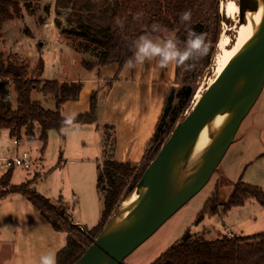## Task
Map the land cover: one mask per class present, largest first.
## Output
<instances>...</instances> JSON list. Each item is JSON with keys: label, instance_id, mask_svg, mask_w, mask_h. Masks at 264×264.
I'll return each mask as SVG.
<instances>
[{"label": "rangeland", "instance_id": "obj_1", "mask_svg": "<svg viewBox=\"0 0 264 264\" xmlns=\"http://www.w3.org/2000/svg\"><path fill=\"white\" fill-rule=\"evenodd\" d=\"M16 1L20 7V14L2 23L0 51L6 58L25 62L32 77H36L39 60L44 59L43 71L39 77L42 80L65 78L72 80L75 77L97 75V68L88 70L82 65V60L95 61L102 48L82 35L80 21L87 23L89 15L101 14L105 11L106 5L114 3V0H82L77 9L57 8L55 0ZM84 1H89L93 6L87 7ZM217 1V12L206 14L202 32L208 46L207 54L196 61H191L193 68L191 70L189 67V72L186 66H180L179 73L173 81L174 87L179 89L184 84L183 79H190L193 75L194 93L187 106L179 112L177 107L181 97H175L164 124L165 129L173 130L196 105L198 99L194 100V94L197 89L201 87L202 94L208 86L214 76L219 39L223 34L233 38L235 20L227 17L221 9L222 1L226 0ZM236 2L239 6L237 20L241 21L244 14L240 10L241 6L243 9L252 6L253 3L252 0ZM183 45L184 43L182 47ZM1 85L2 93L9 92L10 99L14 100L11 83L4 81ZM31 96L33 99H39L46 108L54 107V100L49 95L33 90ZM257 99L258 101L241 120L232 141L234 147L230 148L226 155L225 170L228 174L219 176L220 162L205 185L132 250L125 257V262L150 264L167 247L186 236L203 235L207 239H213L226 233L225 227L231 223L239 222L234 233L240 236L251 235L264 229V217L259 215L260 212H264V206L255 199H248L242 206H232L226 212L221 210V207L223 208L221 205L228 199L238 179L258 185L264 191V154L257 158L251 157L253 152L256 154L264 151V120H257L260 112L264 110L262 102L264 87L261 88ZM35 128L34 139H28L24 129L20 138L10 136L6 128L0 132V176L8 168L7 159L20 156L23 151H27L31 158L30 167L13 166L11 181L5 187L29 182L26 186L59 204L64 213L74 221L77 220L88 228L92 227L98 222L103 208V196L96 187L97 167L104 157L112 153V131L105 129L108 140L100 143L101 132L97 131L93 124L71 122L68 126H61L59 130L50 129L43 148L42 141L36 137L38 129ZM155 154L154 149H151L147 157H154ZM216 183L218 187L214 189ZM214 191L217 192L220 202L217 206L219 210L211 213V207L208 206L200 213L205 201L214 194ZM16 199L24 200L19 191L10 192L6 197L0 198V237L14 236V230L18 226ZM244 223L248 226L239 225ZM79 226L81 229L86 228ZM75 231L77 230H72L73 233H76Z\"/></svg>", "mask_w": 264, "mask_h": 264}, {"label": "trees", "instance_id": "obj_2", "mask_svg": "<svg viewBox=\"0 0 264 264\" xmlns=\"http://www.w3.org/2000/svg\"><path fill=\"white\" fill-rule=\"evenodd\" d=\"M81 1L55 0V7L77 9ZM84 4L87 7L93 6L89 1H84ZM217 7V0H114V3L106 5L105 11L101 14L89 15L87 23L80 21L83 28L82 35L102 48L95 61L82 60V65L87 69L112 62L123 65L133 54L132 42L146 33L175 38L178 46L182 47L189 31L203 32L206 14L217 12ZM19 8L16 0H0V35L3 21L19 15ZM185 11L191 13V18L187 22L180 19V14ZM191 63V60L186 61L188 72L189 67L191 70L193 68ZM43 65V59L39 60L36 77H32L29 75L28 65L25 62L8 59L0 51V131L6 128L10 136L20 138L21 131L24 129L28 139H34L36 126L38 129L36 137L42 141L44 148L50 129L59 130L61 126L71 122L96 121L99 89L92 91L88 111L79 113L73 118L63 117L60 112L61 104L66 100L78 98L82 82L39 79ZM179 69L180 66L176 65V75ZM4 81L11 83L14 100L4 97L1 91V84ZM194 81L195 78L192 75L190 79H183L184 84L179 89H176L173 84L169 86L162 111L139 162L120 161L111 153L98 164L96 187L103 196V208L98 222L90 228L81 229L79 224L70 222L69 215L64 213L59 204L53 203L45 195L26 186L29 182L10 183L9 188H6L11 179L13 166L1 174L0 198L10 192L19 191L55 228L67 231L66 242L56 254V264L73 263L101 233L124 196L134 187L153 158L147 157L149 151L154 149V153L157 152L172 131L171 128L165 129L164 124L173 100L176 96L181 97L178 102V112L186 107L194 93L192 87ZM110 83V80L107 81L106 86ZM33 90L49 95L54 100V107L46 108L38 99H33L31 96ZM105 129L113 133V125L105 123L103 130ZM104 135V141L107 142L108 135L105 131ZM114 141L113 135L112 149ZM216 193L214 191V194L208 197L200 213L204 212L208 206L211 207V213L216 212ZM250 198L264 206L263 189L238 179L222 210L242 205ZM72 230L77 231L73 233ZM120 264L129 263L123 261ZM150 264H264V229L245 236H229L223 233L213 239H207L203 235L186 236L183 240L167 247Z\"/></svg>", "mask_w": 264, "mask_h": 264}, {"label": "crops", "instance_id": "obj_3", "mask_svg": "<svg viewBox=\"0 0 264 264\" xmlns=\"http://www.w3.org/2000/svg\"><path fill=\"white\" fill-rule=\"evenodd\" d=\"M149 36L154 41L167 39L160 35L149 34ZM93 68H97V75H93V77L85 76L75 77L72 80L66 78L59 80H80L82 82L78 98L66 100L61 104V115L66 118H73L79 113L88 111L90 95L92 91L99 89L96 121L90 123L97 131L101 132L99 142L104 143V124L113 125L115 139L112 149L113 157L120 161L139 162L162 111L165 94L169 86L173 84L176 76V65L169 64L167 67L161 68L156 60H148L143 64H137L132 70L126 69L125 63L119 65L117 62ZM93 68L88 70L91 71ZM109 80L111 83L106 86V82ZM257 98L253 105L258 101ZM262 102L264 103V101ZM262 119L264 120V110L260 112L257 118V120ZM68 125L66 124V126ZM233 144L231 142L228 145L218 162V164L221 162L220 177L228 174V171L225 170V158L230 148L234 147ZM263 154L264 151L256 154L253 152L251 157L257 158ZM217 187L218 183L215 184L214 189ZM247 201L248 199L245 202ZM219 205L220 202L217 198V206ZM229 208L223 211L226 212ZM16 209L18 226L14 230L13 238L0 237V264H39L40 258L49 253H54L56 259L57 252L66 242L67 231L55 228L26 197L24 200L16 199ZM218 210L216 208V211ZM259 215L264 217V212H260ZM254 219L256 220V218ZM70 220L86 227L79 221H74L73 218ZM238 223H231L226 227L235 231ZM239 225L248 226L246 223Z\"/></svg>", "mask_w": 264, "mask_h": 264}, {"label": "water", "instance_id": "obj_4", "mask_svg": "<svg viewBox=\"0 0 264 264\" xmlns=\"http://www.w3.org/2000/svg\"><path fill=\"white\" fill-rule=\"evenodd\" d=\"M245 8L242 9L241 6V12H244ZM239 80L241 83L238 91L236 95H232V89ZM263 83L264 16L262 26L252 39L247 53L233 59L222 69L214 81L206 87L196 105L170 132L147 164L139 178V182L133 187H146V195L136 210L124 219L119 233L111 237L104 236L108 225L117 215V208L101 233L87 246L82 255L71 264H120L170 215L195 195L205 185L217 167L228 145L232 142L241 120L259 95ZM238 105V109L232 114L227 123L224 139L218 142L215 141L212 151L200 163L199 175L174 197L167 199L169 192L166 188V182L171 175V169L182 164L185 159L182 154L192 142L198 130L218 111L234 108ZM173 154L176 157H173L174 160L170 161ZM140 209H143V211L135 214Z\"/></svg>", "mask_w": 264, "mask_h": 264}, {"label": "bare ground", "instance_id": "obj_5", "mask_svg": "<svg viewBox=\"0 0 264 264\" xmlns=\"http://www.w3.org/2000/svg\"><path fill=\"white\" fill-rule=\"evenodd\" d=\"M252 7H246L243 19L237 20V13L239 6L236 0L222 1L221 9L225 12L227 17L235 20L233 25V38L227 34H223L219 39V51L215 56L214 76L210 79L211 84L222 69L233 59L245 55L250 48L252 39L257 35L262 26V19L264 16V0H253ZM258 7V8H257ZM213 66V64H212ZM241 81L239 80L232 89L233 94L236 95ZM201 96V87H199L194 94V100ZM236 107L223 109L212 115L198 130L194 139L189 144L185 152H183L182 164L172 167L171 175L167 178L166 188L169 195L167 199L174 197L180 190L186 187L195 177L200 173V163L212 151L213 143L224 139L227 123L232 114L238 109ZM176 157L173 154L170 161ZM210 161L208 162V164ZM179 167V168H178ZM146 187H135L134 190L127 195L118 207L117 215L108 225L104 236L111 237L117 235L122 227L123 221L132 212L136 210L139 203L146 195ZM125 197V196H124ZM143 209L138 210L135 214H139Z\"/></svg>", "mask_w": 264, "mask_h": 264}, {"label": "clouds", "instance_id": "obj_6", "mask_svg": "<svg viewBox=\"0 0 264 264\" xmlns=\"http://www.w3.org/2000/svg\"><path fill=\"white\" fill-rule=\"evenodd\" d=\"M190 18L189 11L180 14L182 21L187 22ZM132 45L134 47L133 55L125 62V67L128 70H132L137 64H143L148 60H156L161 68L167 67L169 64L186 66V61H196L206 55L208 51L204 34L195 31L188 32L183 47L178 46L175 38L154 41L149 34L140 35L132 42ZM39 264H56L55 254L49 253L42 256Z\"/></svg>", "mask_w": 264, "mask_h": 264}, {"label": "built area", "instance_id": "obj_7", "mask_svg": "<svg viewBox=\"0 0 264 264\" xmlns=\"http://www.w3.org/2000/svg\"><path fill=\"white\" fill-rule=\"evenodd\" d=\"M4 97L8 98L9 97V92L4 93ZM6 165L9 167L14 166V165H20L22 167H30L31 165V158L28 154L27 151H23L20 156H16L12 159H7L6 160ZM226 234L229 236H235L234 231L229 228L225 227Z\"/></svg>", "mask_w": 264, "mask_h": 264}]
</instances>
